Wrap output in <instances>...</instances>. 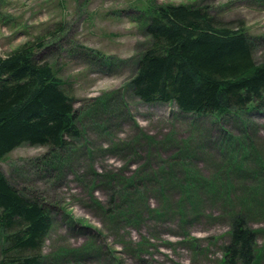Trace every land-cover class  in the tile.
<instances>
[{"label":"rangeland","instance_id":"1","mask_svg":"<svg viewBox=\"0 0 264 264\" xmlns=\"http://www.w3.org/2000/svg\"><path fill=\"white\" fill-rule=\"evenodd\" d=\"M167 4L206 6L221 24L243 27L264 62V0H0V57L33 43L75 99L82 132L70 152L23 144L0 161L15 187L51 209L41 264H221L230 215L242 211L262 251L253 264H264V111L197 118L144 103L128 87L150 45L143 23ZM58 153L66 162L57 167L73 161L64 178L58 169L40 175L37 164ZM90 169L119 182L143 177L131 208L112 204L106 185L92 187ZM128 208L138 222L116 219Z\"/></svg>","mask_w":264,"mask_h":264},{"label":"trees","instance_id":"2","mask_svg":"<svg viewBox=\"0 0 264 264\" xmlns=\"http://www.w3.org/2000/svg\"><path fill=\"white\" fill-rule=\"evenodd\" d=\"M143 29L150 45L137 57L136 73L128 83L141 101L171 104L181 115L213 116L219 121L264 111V62H256L243 27L221 24L206 6L167 4L154 9ZM36 51L28 42L0 57V161L23 144L48 147L53 155V151L73 148L82 138L75 99L52 66L38 59ZM56 155H46L44 163L37 164L40 175L58 169L57 178H64V170L73 161L70 159L65 169L57 167L55 163L66 160ZM90 171L95 175L92 187L106 185L112 204L119 198L131 208V192H140L138 184L143 177L133 175L119 182L115 176ZM185 171L186 179L200 182L196 170L193 174L191 169ZM186 189L190 196L196 185ZM33 197L15 187L0 170V227L8 245L0 264L43 262L38 252L54 227V219L51 209ZM140 197L145 198L144 194ZM130 208L126 217L116 219L138 222L135 218L140 214ZM103 210L110 215L108 209ZM230 219L221 264H253L262 252L257 232L243 211L231 214Z\"/></svg>","mask_w":264,"mask_h":264}]
</instances>
